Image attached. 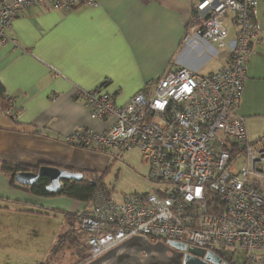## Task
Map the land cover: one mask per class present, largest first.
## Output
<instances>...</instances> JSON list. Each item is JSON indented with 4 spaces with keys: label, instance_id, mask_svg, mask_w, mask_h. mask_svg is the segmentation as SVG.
Segmentation results:
<instances>
[{
    "label": "built area",
    "instance_id": "1",
    "mask_svg": "<svg viewBox=\"0 0 264 264\" xmlns=\"http://www.w3.org/2000/svg\"><path fill=\"white\" fill-rule=\"evenodd\" d=\"M257 4L201 0L195 5L184 41L194 37L218 49L231 48L229 61L216 72L202 75L185 67L167 72L122 107L105 85L88 92L77 89L88 102L90 117L106 120L108 126L75 130L65 142L102 153L137 148L150 166V179L162 185L154 194L121 201L99 191L83 204L78 220L87 234V263L141 236L219 256L228 249L245 251L244 264H264V136L251 140L245 118L237 113L247 61L261 35L253 13ZM99 5L100 0H0V44L28 8ZM228 19L236 27L233 42Z\"/></svg>",
    "mask_w": 264,
    "mask_h": 264
},
{
    "label": "crops",
    "instance_id": "2",
    "mask_svg": "<svg viewBox=\"0 0 264 264\" xmlns=\"http://www.w3.org/2000/svg\"><path fill=\"white\" fill-rule=\"evenodd\" d=\"M200 1L100 0L98 8L25 10L7 32L6 43L0 44V83L12 98L11 113L0 110V162L105 172L109 154L64 140L75 130L102 131L108 126L106 120L90 117L88 102L77 89L88 92L105 85L122 107L167 72L185 67L208 75L223 68L231 48L218 49L194 37L184 41ZM258 2L255 18L261 35L247 61L237 106L253 134L264 132V0ZM226 26L233 42L236 27L229 19ZM14 177L0 171V201L10 211L16 207L35 215L36 208V215H48L40 211L46 209L75 216L83 207L66 197L33 195ZM69 221L61 236L71 230L73 219Z\"/></svg>",
    "mask_w": 264,
    "mask_h": 264
},
{
    "label": "rangeland",
    "instance_id": "3",
    "mask_svg": "<svg viewBox=\"0 0 264 264\" xmlns=\"http://www.w3.org/2000/svg\"><path fill=\"white\" fill-rule=\"evenodd\" d=\"M248 130L251 140L264 136V132L259 129L258 134H253L250 128ZM110 157L107 167L109 164L112 166L108 170L105 182L114 189L112 193L114 200L121 201L125 196L136 194H154L162 187L150 179V166L143 161L139 149L133 148L124 152L112 150ZM47 204L55 207L50 202ZM15 208L10 211L9 207L0 201V264L86 262L88 251L84 249V244L87 245V234L79 230V220H73L74 224L67 232L69 237H65V242L60 244L61 234L72 224L69 220L65 221L64 215L46 209L40 211L48 212V215H36L38 212L36 208L32 212L35 215H31L30 212L17 211ZM71 234L77 237V241ZM224 254L235 264H244L247 255L245 251L230 249L225 250Z\"/></svg>",
    "mask_w": 264,
    "mask_h": 264
},
{
    "label": "water",
    "instance_id": "4",
    "mask_svg": "<svg viewBox=\"0 0 264 264\" xmlns=\"http://www.w3.org/2000/svg\"><path fill=\"white\" fill-rule=\"evenodd\" d=\"M42 178L48 179L46 191L58 193L65 180H80L83 174L66 169L41 166L38 172H19L14 179L17 183L32 187ZM186 253V254H185ZM84 264H227L221 256L205 249L169 241L151 242L144 237H132L109 250L98 259Z\"/></svg>",
    "mask_w": 264,
    "mask_h": 264
},
{
    "label": "trees",
    "instance_id": "5",
    "mask_svg": "<svg viewBox=\"0 0 264 264\" xmlns=\"http://www.w3.org/2000/svg\"><path fill=\"white\" fill-rule=\"evenodd\" d=\"M257 6H255V8L253 9L254 15ZM11 103H12V98L5 95L4 88L0 83V110L2 112H6L7 110H9ZM10 118L13 119L12 117ZM99 151L103 152L102 150ZM106 153L109 155L111 154L110 152H106ZM111 166L112 165L109 164L106 171L103 173H98L96 171H90V170L80 171L83 174V178L80 180L63 181L62 190L58 193L53 194L46 191V186L48 185L47 178H42L36 185L32 187H27V189L29 193L36 196H41L44 198H53L58 196L66 197L68 199L79 201L84 204L88 202L91 198H93L96 195V193L99 191H103L106 195L112 196L114 189L105 182V177L108 174V170ZM39 168L40 166L34 167L28 165H14L6 162H0V171L13 176H15L18 172H38ZM12 185L15 186L14 179L12 181ZM64 212L67 213L66 211ZM64 217L68 220H72V219L76 220L78 219L79 214L75 216L64 214ZM65 237L66 238L69 237L68 234L61 236V238L59 239L60 244L61 243L63 244L65 242L64 241ZM71 237L74 238L75 241H77V237L74 234H71ZM84 247L86 248V251H88V246L84 244Z\"/></svg>",
    "mask_w": 264,
    "mask_h": 264
},
{
    "label": "flooded vegetation",
    "instance_id": "6",
    "mask_svg": "<svg viewBox=\"0 0 264 264\" xmlns=\"http://www.w3.org/2000/svg\"><path fill=\"white\" fill-rule=\"evenodd\" d=\"M84 249H86V248H84ZM186 254V253H185ZM221 258H222V260H223V262L225 263H227V264H235V262L233 261H231L230 259H228V257H226V256H221Z\"/></svg>",
    "mask_w": 264,
    "mask_h": 264
},
{
    "label": "clouds",
    "instance_id": "7",
    "mask_svg": "<svg viewBox=\"0 0 264 264\" xmlns=\"http://www.w3.org/2000/svg\"><path fill=\"white\" fill-rule=\"evenodd\" d=\"M63 185V184H62ZM79 218V217H78ZM87 263V262H86Z\"/></svg>",
    "mask_w": 264,
    "mask_h": 264
}]
</instances>
